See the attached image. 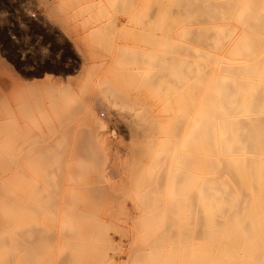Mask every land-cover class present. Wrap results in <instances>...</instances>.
I'll return each instance as SVG.
<instances>
[{"label": "bare ground", "instance_id": "1", "mask_svg": "<svg viewBox=\"0 0 264 264\" xmlns=\"http://www.w3.org/2000/svg\"><path fill=\"white\" fill-rule=\"evenodd\" d=\"M45 1L47 3H49L48 9H49L50 15L55 18L54 20L57 21L61 25V27L63 26L64 28H66L65 25H67V24H65L64 19H62V17H60L58 12H57L60 8H58V10H56L58 5L56 6L55 3L53 4L51 0H45ZM176 4H179L180 6L182 5V7L184 4L187 7L188 16H191V18H192L189 21L190 22H191V20L194 21L195 26H190L192 28L189 27L184 33L179 34V35H181L179 37H183L184 41L183 40L182 41L181 40L180 41H174L173 40V43H171L172 48L170 47L171 44L169 43V45H170L169 47L171 49L168 50V53H167L168 55H166V56H169V55H170V57H171V55L175 56V54H176L175 52L177 51L179 53H177L176 57H172L169 60L168 59L169 57L167 58L165 55H162L161 52H159L158 50H157L156 54H160V56H161L159 61L161 60L162 57L167 58V61H166V59L163 60V61H165L164 63H162L161 61L159 62L160 70H164V72L166 71V69H168L167 72L169 70H171L173 72L176 71L177 76L180 78V80H178V82H179L178 85L180 86L182 84L183 85L187 84L186 86L184 85L185 88H180L178 86L177 88H174V89H167V91H170V92L173 91L172 92L173 94L175 92L176 93L173 96L161 95V96H158L157 98H151V99L148 97L145 98L144 96L143 97L138 96V97L131 98V97H127V95L126 96L121 95L120 98H118V97L116 98L115 96H114V98H113V96L112 97L108 96V97H104V98L99 97L96 99V102L94 104L90 105L87 108L86 114L89 117L90 121L93 120L94 121L93 123L100 124L101 129L105 128L107 123L109 121H112V119H114L116 117L117 120H119L120 122L124 123L125 126H127L129 132L131 133V137H134L136 140L135 142H133V145L131 147L132 151H129L130 148L128 151L130 153L134 152L140 156L145 155V153L146 154L149 153L148 155H150V153H152V152L156 153L155 155H152V154L151 155L154 157H157L155 159L159 162L158 163L159 167H160V160L163 158V161H165L164 155L162 156L161 155L162 152L159 150L168 149L169 152L172 151L171 152L172 156H170L171 162H172L171 159H172L173 155H175L173 153H177V155H179L180 165L175 163L176 161L179 162V160H176V161L173 160V161H175L173 163L178 165L177 167L173 166V168L175 169V167H176L178 169V171H180V172L182 171V173H184V174H182V176L186 175L185 176L186 179L183 177L181 181H183V179H185V181H184L185 188H183L184 189L183 193L187 191L186 193L188 194V196L186 194V198H185V194L180 193V194H182V195H180L178 193V191L180 192V190H181V189H179L178 185L177 186H178L179 190L176 191L177 186H175V188H176L175 191L180 195V197H178L179 195L176 196L177 193L176 194L174 193V194H175V197L179 198V199L180 198L182 199V197L184 196V199H182V201L185 200V202L187 201V203H189V205L187 204L188 210L186 211V209H185L186 212L189 211V213H190V214L187 213V215L188 214L189 215L188 216L186 215V217H185V218L188 217V222H187L188 224L186 223L187 219L186 220H185V218L183 219L185 221V223L188 225L187 226V232L185 231L186 236L183 232L184 230L182 231L184 236L186 237V240L188 241L187 242L188 244H187V247L185 248L186 252H184V253H186L184 255L185 257H182L181 259H179V260H181L180 263H177V261H175L176 259L173 258L174 256L172 254L175 252L171 250V252H169L167 254V257L172 256V258H168V261L165 263V261L167 260V258H166L165 261H163L165 264H174V263H177V264H264V10L262 11V9H256L254 5H251V0H249V1H247V0H177ZM60 6H61V4H60ZM62 9L64 10V8H62ZM227 12H230L231 17H235L238 21L244 23L245 24L244 26L246 28H244L242 32L239 31V33H241V34H239V35L237 34L234 36V35H232V33L234 32L233 29L235 28V26L232 27V30L230 32L232 37L230 39L229 47L226 50V54L224 56H241L242 57L241 60L234 59V58H226V59L220 60V57L218 56L219 54L216 52V50L221 48L222 41H223V39L226 38L227 35H225L226 33L223 31L224 28L222 26L206 25L208 20H217L219 17H224V13H227ZM185 14H186V12H185ZM221 14H223V15L221 16ZM57 22H55V23H57ZM202 22H204L205 25L202 24ZM237 29H239V28H237ZM174 42H176V43H174ZM162 48L164 50L166 49V47L165 48L162 47ZM166 52H163V54H166ZM181 52L185 53L186 56H184V55H183L184 57L182 55H181L182 57L178 56L181 54ZM156 54H155V56H156ZM156 57L159 58L158 56H156ZM132 58H135V57H132ZM145 58H148V56L147 57L145 56ZM168 60L170 63L168 62ZM153 61H154V59H153ZM220 61H222V63ZM128 63H129V61H128ZM155 66H156V64H155ZM220 67L223 68L222 71H220ZM0 72L2 73V74L0 73L1 74L0 75V105L2 108V109L0 108V112L2 111L1 112L2 114H0V209H2L0 211V252H1L0 253V264H29L28 262H30L33 258H35L36 255H38L37 258H39L38 252L42 248L41 246H43V245L45 246V244H46V243L43 244L44 242H46L43 239L46 238V240H48L47 242H50L49 238L51 239L52 237L49 234L54 232V231H52V229L51 230L48 229V228H50L49 227L50 225L47 222L46 223L48 224V228L47 227L42 228V223L44 221L41 223V221L43 220V218L41 220V215L43 213L46 214L45 212H47V216H48V214L51 213V211L53 210V209H51V207L55 206L54 204H56V203L58 204V202L60 203L61 198L60 199L58 198V196H59L58 189L62 188V185L59 188V185H58L59 179L57 180V174L58 173L56 174L54 172L55 168L58 170L60 164L65 162L64 161L65 156L71 157L72 155H77V156L82 157L87 153H88V156H91V155H89L88 150H90V148H91L90 153L93 152L92 154H94L95 151H94V149H92V146H90L91 143L89 145L87 144L86 139H84V138L78 139L77 138L78 139L77 143L74 145L75 152H70V150H69V152H65L66 151L64 149L65 145H62V144H63V141H67V139L63 140L64 139L63 136L65 137L66 135H61L63 138L62 139L63 141H61V139H60L59 142H61V143H58L57 141H55V138H53L51 135L55 132L50 134L49 129L51 126L49 127V129L48 128L46 129V128H43L41 123H40V122H42V124L46 123V122H43V120H42V119H44V121H45L46 118H47L46 121L49 122L48 119L50 118V116L53 115L55 113V111H57L56 113H58V111H59L58 108L61 105L58 106L59 104H58V102H56L58 105L56 104L57 106H55L54 108H56L58 110H56L52 107L55 104L49 106V109H50V107H52L53 108L52 110H55L53 114H50L49 118L46 117L47 114L44 113L45 110L43 111V109H45L44 105H41L40 107L43 108V109H41V113L43 112V114H45L46 116L44 115V118H43V116L41 117V113L40 114L38 113L40 115V116L37 115L38 118H41L40 119L41 121L39 122V119L37 120V118L35 117V114H33V113L29 114V112H28L31 108L30 106L33 105L31 102L32 100L30 102L28 101L29 100L28 98H31L30 95H29V97L25 96L26 91L30 92L29 90L24 91L25 93L22 91L24 93L22 98L23 97L25 98V99H23V101L26 100V102L24 101L25 103L23 105H22L23 101H22V99H20V97H19V99L21 101L16 99V100H18V103H20V105L18 104L17 106L18 107L23 106L22 109L24 111L23 110L19 111V113L21 111H23V112H21V114L23 113V115H20V118L17 120L15 119L16 120L15 121L14 117L16 115H14V112L17 111V108H16L17 106H15V103L17 101H14L16 96L14 94L15 92H13L12 91L13 89L11 90V88L13 87L12 83H14V80L16 79L17 76L14 79V76L16 74H14L12 69L1 59H0ZM4 74L7 75L9 79L7 77H4ZM161 74H160V76H161ZM18 78H20V77H18ZM57 79H59V78L57 77ZM19 81H20V79H19ZM155 81H154V83H155ZM176 81H177V79H176ZM189 85H191V86H189ZM162 87H161V90H163ZM22 88L25 89L26 87H22ZM15 90H17V88ZM107 91H109V89ZM164 91H166V90H164ZM52 92H54V90ZM181 92H183L185 95L183 93H182L183 96H182V94H181V96L176 95L178 93L180 94ZM48 93L50 95L51 92L49 91ZM111 93H112V89H111ZM20 95H18V96H20ZM104 95H106V94H104ZM113 95H114V93H113ZM36 97H38V96H36ZM57 97H59V96H57ZM62 97H65V95L63 93H62L61 99H62ZM38 99H39V97H38ZM42 99L45 100V98H42ZM42 99H40V101ZM39 102L38 103L36 102V103L39 104ZM30 103H31V105H30ZM52 103H54V102H52ZM84 104H86V103H84ZM33 106H35V105H33ZM45 106H47V105H45ZM68 106L71 107V105H68ZM38 107H39V105H38ZM65 107H62V108H64L63 110H66ZM83 107H84V105H83ZM62 108L60 109L61 111H59V114H61V115L63 114ZM19 109H21V108H19ZM46 109H48V108H46ZM67 109L69 110L68 107H67ZM36 110H37L36 111V113H37L38 108ZM64 112L66 113L67 111H64ZM70 112L74 113V111H70ZM83 112H84V110H83ZM46 113H48L47 110H46ZM50 113H52V112H50ZM31 114H33V117L31 116ZM59 114L57 116H55L56 114H54V117H57L59 119V117H60ZM66 114H67V116L73 115L72 113H70L69 115H68V113H66ZM17 115H18V111H17ZM23 116H25L26 124H25V121L22 122V120H24ZM18 117L19 116H17V118ZM29 117H31L32 120ZM51 117H53V116H51ZM21 118H22V120H20ZM63 118L64 117L62 115V119ZM69 118H72V116L71 117L69 116ZM28 119L31 120V122H29V121L27 122ZM67 119L68 118H66V120ZM63 120H62V122H63ZM68 120H70V119H68ZM167 120H169V121L171 120L170 125H169V122ZM50 122H52V120H50ZM64 122H66V121H64ZM28 123H30V125H28ZM53 123H54V121H53ZM167 124H168V126H167ZM43 125H45V124H43ZM51 125H53V124H51ZM56 125L59 127L58 123ZM71 125H72V123H71ZM30 126H32L33 128H31ZM63 126H61V127H63ZM44 127H47V126L45 125ZM58 127H57V130H58ZM52 128H54V127H52ZM55 128L52 131H56ZM85 128L86 127H84L83 129H85ZM71 129H73V128H71ZM181 129L183 130L182 133H184V134L180 135V137H179L178 133H181V131H180ZM162 130L164 132L166 131V134H168V135H166L167 136L166 138L168 140L166 138H160V137H159V139L157 138V136L160 135L159 133H161L162 136L165 137V135H163V133H162L163 132ZM89 131H91V130H89ZM63 132H64V130H63ZM80 132H81V130H80ZM56 133H57V131H56ZM59 133H60V131H59ZM70 133L73 135L75 132H70ZM70 133H68V134L70 135ZM86 133L87 132L85 131V134ZM55 134H53V135H55ZM61 134H63L62 130H61ZM64 134H65V132H64ZM59 135L57 137V140H58V138H60ZM168 136H169V138H168ZM147 138H150V139H147ZM98 140H100L99 137H98ZM158 140L159 141L162 140V142L165 141L166 144H165V142H163V144H162V142L160 143V142H158ZM70 141H72V140H70ZM93 141H94V139H93ZM102 141H103V139H102ZM130 142H132V140ZM167 143H168V145H167ZM160 145H162V146H160ZM99 147H101V146H99ZM69 148H71V147H69ZM94 148H96V147H94ZM98 148H96V149H98ZM63 149L65 151H63ZM154 150H156V151H154ZM96 151L98 154V150H96ZM158 153L161 156H159V155L156 156ZM163 154H164V151H163ZM166 154L169 155L170 153H168V151H167V153L165 152V156H166ZM148 155H146L144 158H147V157L150 158L151 155L150 156H148ZM98 156H99V154L97 155V157ZM133 157H134V155H133ZM168 157H167V160H168ZM177 157L178 156H176V158ZM94 158H95V156H94ZM176 158H174V159H176ZM68 159L69 158H67V160ZM73 159L75 160V158H73ZM136 159H137V157L135 156V162L134 163H136V164L135 165L132 164V167L133 166L136 167L137 165L142 163V165H141V168H142V166H144V164L146 163V162L145 163H143V162L145 160L146 161L148 160V159H145L143 162L139 163ZM76 160L81 163V160L79 158H77ZM98 160L100 161V159H98ZM101 160H102V158H101ZM128 160H129V158H128ZM150 160L151 159H149V161ZM153 160H151V162H154ZM117 161H118V159H117ZM141 161H142V159H141ZM118 162L120 163V161H118ZM94 163L95 162H93V163L91 162L92 165ZM161 163H162V160H161ZM67 164H69V163H67ZM108 164H109V162H108ZM154 164L152 163L150 165L153 166ZM76 165H77V163H76ZM95 165H96V163H95ZM97 165H98V162H97ZM105 166L107 167L108 165H105ZM117 166H119V165H117ZM170 166H171V164H170ZM106 167H105V169L107 170ZM109 167H110V164H109L108 168ZM146 167L149 168V166H146ZM179 167H180V170H179ZM60 168H61V166H60ZM137 168H138V166H137ZM166 168H167V166H166ZM74 169H75V167H74ZM110 169L111 168H109V171H110ZM156 169H158V167ZM177 169H175L176 172H178ZM57 170H56V172H57ZM160 170H161V168H160ZM151 171L157 172V170H154V169H152ZM167 171L169 172V165H168ZM135 172H137V171H135ZM135 172H133V173H135ZM153 172H152V174H153ZM158 172H159V170H158ZM162 172H164V171H162ZM171 172H175V171L171 170ZM171 172H169V173L171 174ZM66 173H67V171H66ZM159 173H158V176H159ZM102 174L105 175L104 172ZM110 174L116 175V174H118V170L112 169L110 171ZM152 174H149L148 176L151 175V178L153 179ZM154 174H153V176H154ZM178 174H179V172H178ZM104 175H103V178H104ZM166 175L168 176L169 174L166 173ZM166 175H162V176L164 177ZM180 175H181V173H180ZM148 176H146V177L148 178ZM175 176L177 178V174L174 175V177ZM72 177H76V174L74 176L69 175L68 179H70ZM105 177H107V176H105ZM166 177L164 180L167 179ZM176 178H175V181H176ZM101 179H100V181L102 182ZM152 179H151V181H152ZM64 180L63 181L60 180V181H62V183H63ZM71 180H73V178ZM108 180H109V178H108ZM156 180H157V178H156ZM173 180L174 179L172 178V181ZM149 181H150V179L147 181L143 180V181H140L138 183H141V182L147 183ZM157 181H156V183L154 181L155 185L157 184ZM162 181H163V179H162ZM127 182H129V181H127ZM161 183H163V182H161ZM173 183H175V182H173ZM179 183H177V184H179ZM150 184H152V183H150ZM166 184H168L167 181H166ZM170 184H171V180H170ZM155 185H153V186L155 187ZM158 185H159V183H158ZM146 186H150V185L147 184L144 186L145 188H148ZM160 186H161V184H160ZM172 186L170 185V188H172ZM157 188H158V186H157ZM167 188H169V187H167ZM97 189H98V187H97ZM171 190L173 191V189H171ZM60 191H61V189H60ZM65 191H64V193H65ZM95 191H96V188H95ZM97 191H99V192H97ZM97 191H96L97 194H99V196H101L100 195V192H102L101 189L100 190L98 189ZM104 191H105V189H104ZM172 191H169V193H171L173 195ZM72 193L73 192H71L69 194V196L73 195V196H71V199H73L74 195H75V197H77L76 193L79 195L78 192H75V194L74 193L72 194ZM107 193H108V191H107ZM140 193H142V192H140ZM62 194L63 193H61V195ZM92 194H96V193H92ZM152 194L153 193H151V195ZM80 195H82V194H80ZM102 195L103 196H101V197H104V194H102ZM172 195H171V199H172V197L174 198V195L173 196ZM114 196H116V195H114ZM154 197H156V196L153 195V197H149V198L154 199ZM187 197H188V200H187ZM160 198H162V197L159 196L158 199H160ZM167 198H168V196H167ZM142 199H144V198H142ZM171 199H169V201ZM179 199H177V201H176V199L174 198V202L177 203ZM75 201H77V198L75 199ZM88 201H85V202H87V204L89 205L90 203H88ZM154 201H156V199H154ZM169 201H167V202H169ZM182 201H179L176 204V207H177V205L179 207V203H181ZM97 202L99 203V201H97ZM141 202H143V200ZM94 203H95V201H94ZM98 203H96V205H98ZM149 203H151L153 205L154 202L149 201ZM183 203H184V201H183ZM183 203H182V205H180L181 207L178 208V210L181 213L178 212V210H177V213L180 214L179 218L183 217V216H181V215H183L182 213L185 214V212H182L184 210V208L182 206H184V204H185V203L184 204ZM57 204H56V207L59 208L60 205L57 206ZM74 204L75 203H71V206L69 207L68 211H69L70 215L69 216H67V214L63 215L65 218L67 217V219H69V221L74 219V217H73V213L75 212V209H73ZM151 204H149V205L151 206ZM156 204H158V203H156ZM159 204L161 205L160 202H159ZM168 204L171 205L170 202ZM99 205H101V204L99 203ZM155 205H154V207H155ZM162 205H163V203H162ZM65 206L63 205L62 208H64ZM150 206L148 208L149 210H150ZM174 206L175 205H173V207ZM157 207H159V206H157ZM151 208H152V206H151ZM180 208L183 210L181 211ZM88 209H90V208H88ZM176 209L177 208H175V210ZM55 210H58V209L55 208ZM55 210H53L54 213H55ZM61 210L62 209H60V211ZM83 210H81V212ZM149 210H148V212H149ZM156 210H159V208H157ZM156 210H152V211H156ZM3 211H5V212H3ZM53 211H52V213H53ZM172 212H173V210H172ZM172 212H168V213L170 214ZM52 213L50 214V216L52 215ZM54 213L52 215L53 218H54V215L56 214V213L55 214ZM80 214H82V213H80ZM153 214H155V212ZM160 214H161V212L160 213L158 212L157 217H159ZM172 214H171V216H172ZM178 214H176V216L173 215V218L176 217L178 219V217H177ZM59 215L61 216V214H58V216ZM75 215H77V214H75ZM143 215H145V214L143 213ZM47 216L46 215L44 216L45 217L44 220L49 219V221H50V218ZM52 216H51V218H52ZM162 216L160 218H162ZM171 216L169 215V218H171ZM55 217H57V216L55 215ZM145 217H147V216H145ZM155 218H156V215H155ZM169 218H167V219H169ZM147 219H148V217H147ZM90 220H93V221H90L92 223L97 221L96 219L94 220V218L90 219ZM160 220L161 219H159L158 221H160ZM162 220H164V219H162ZM172 220L173 219L171 218V223H174L175 221L172 222ZM179 220H181V219H179ZM81 221H83V219ZM103 222H104V220H103ZM140 222H141V220H140ZM151 222H153V221H151ZM85 223H87V222H85ZM88 223H89V221H88ZM92 223H91V225L95 226L97 222H95L94 224H92ZM179 223H181V221ZM179 223H176V224L179 225ZM185 223H184V225L186 226ZM47 224H45L44 226H47ZM147 224H149V223H147ZM152 224H154V223H152ZM152 224H151V226H152ZM160 224H161V222H160ZM165 224L167 225V223H164V225ZM176 224H174V225L176 226ZM91 225H90V230L92 231V234H94V232H95L94 228L95 227L92 226L93 227L92 229H94V231H93L91 229ZM158 225H159V223H158ZM178 225H177V227H178ZM82 226H83V224H82ZM85 226H87V225L85 224ZM170 226H172V225H170ZM175 226H173V227H175ZM96 227H99V225ZM140 227H141V225H140ZM165 227L168 228L167 226H165ZM177 227H175V228H177ZM180 227L183 228V225H181ZM46 228L48 231H45ZM67 228H66L67 231L63 230V233H61L60 236L62 237V239L59 238V240L63 241V246H65V248L69 250L73 247L76 248L78 245L77 244L78 242H76L77 238L75 239V236L77 237V232L75 230L78 229V227L76 229L74 228V226L70 227L68 229ZM144 228H146V227H144ZM148 228H149V226H148ZM154 228H156L155 225H154ZM166 228H164V230H167ZM58 229L60 230V228H58ZM99 229H100V227H99ZM99 229H97V230L99 231ZM90 230H89V232H90ZM97 230H96V232H98ZM157 230H159V228ZM78 231H79V229H78ZM162 231H160V232H162ZM44 232H46V234ZM100 232L101 231H99V233ZM160 232H158V233H160ZM166 232L168 233L171 231L168 230ZM54 233H53V236L56 235ZM99 233H97V234L99 235ZM179 233H181V232L177 233V235L179 236V239L181 237L184 238V236H182V235L180 237ZM84 234L86 237V235H87L86 232ZM92 234H91V236H93ZM122 234L124 235V233H122ZM147 234H149V233L147 232ZM164 234H165V231H164ZM172 235H173V232H172ZM110 236L112 237V235H110ZM162 236L163 235H161V238H162ZM168 236H170V235H168ZM168 236H167V238H168ZM103 237H105V236H103ZM159 237H158V241H159ZM97 238H99V236ZM148 238H149V236H148ZM154 238H156V237H154ZM135 239H137V238H135ZM146 239H145V241H146ZM164 239H166V236ZM87 240H89V239H87ZM170 240H171V242H170V244H171L173 240L172 239H170ZM108 241L110 242L112 247L113 246L116 247L113 238H110V240H108ZM139 241H136V243L137 242L139 243ZM151 241H153V240H151ZM183 241H185V240H183ZM88 242H90V241H88ZM91 242H92V240H91ZM91 242H90V244H91ZM120 242H119V244H120ZM166 242H164L165 245H167ZM181 242L182 241L179 242L180 245H181ZM136 243H135V245H136ZM143 243H145V242H143ZM156 243H158V242H156ZM162 243H163V241H162ZM95 244L93 243L94 246L92 245V247H95ZM140 244H142V243H140ZM146 244H147V246L148 245L151 246L149 243H146ZM49 245H51V244H49ZM105 245L107 246L108 244L105 243ZM154 245L152 246V248L154 247ZM175 245H177V243H175ZM143 246H141V247H143ZM158 246H159V244H158ZM177 246H179V244ZM82 247H83V245H82ZM137 247H139V246L137 245ZM161 247H162V249H164V250L167 249V251H169L168 247L167 248H163V246H161ZM171 247L172 246H169V248H171ZM184 247H185V245H184ZM43 248L41 249V251L43 250ZM133 248H134V245H133ZM149 248H151V247H149ZM174 248L176 249V247H174ZM179 248L176 249L177 252H180V250L182 249L181 248L178 251ZM44 250H46V249H44ZM50 250H51V248H50ZM79 250H80V248H79ZM135 250H137V249L135 248ZM153 250H155V249H153ZM156 250H159V249H157V247H156ZM92 251H94V249ZM141 251L143 252V248H141ZM82 252H83V250H82ZM149 252H150V250H149ZM157 252H160V251H157ZM137 253H139V251ZM144 253H142V254H144ZM182 253H183V251H182ZM182 253H181V256H182ZM34 254H35V256L32 257ZM155 254L157 255V253H155ZM179 254L180 253H177V255H179ZM44 255H45V252H44ZM66 255L67 256H63V260H61V261L63 263H65L67 260H69L71 262V260H70L71 254H69V255L66 254ZM84 255L87 256V255H89V253L84 254ZM153 255H154V253L151 256H153ZM156 255H154V257H153L154 259H155ZM69 256H70V258H69ZM165 256H166V254L164 255V257ZM90 257H91V255H90ZM138 258H141V257L138 256ZM157 258L159 259V257H157ZM76 259H80V258H76ZM151 259H152V257H151ZM154 259H152V260L154 261ZM41 260L43 261L42 257H41ZM37 261H38V259H37ZM69 261H67V262L69 263ZM31 262L34 263L35 262L34 259ZM43 262L42 263L39 262V264H43ZM87 262H89V260ZM115 262L117 263V260H115L114 263ZM159 262H161V261H159ZM155 264H157V262Z\"/></svg>", "mask_w": 264, "mask_h": 264}, {"label": "rangeland", "instance_id": "2", "mask_svg": "<svg viewBox=\"0 0 264 264\" xmlns=\"http://www.w3.org/2000/svg\"><path fill=\"white\" fill-rule=\"evenodd\" d=\"M51 1L53 4L55 3L56 6L58 5L56 10H58V8H60L57 12H58L59 16L62 17V19H64L65 24H67V25H65L66 28H64L63 26L61 27V25L57 21L54 20L55 18L50 15L49 9H48L49 3H47L45 0H0V59L2 61H4L12 69L14 74H16L14 76V79L17 76L16 79L14 80V83H12L13 87L12 88L10 87L11 90L13 89L12 91L15 92L14 94H15L16 98L14 101H17L15 103V106H17L18 104L20 105V103H18V100L21 101L20 99H22V101H23V99H25L24 97L22 98V96L25 93L24 91H26V90H29L31 92L30 93V92L26 91V93H25L26 94L25 96L29 97V95H30V97H31V98H28L29 99L28 101L30 102L32 100L31 101L32 104L38 108V112L36 113L37 108L35 106L31 105V103H30L31 108L28 112H29V114L30 113L35 114V117L37 118V120L39 119V122L41 121L40 120L41 118H38V116H40L39 114L41 113V109H43L40 107L41 105H44L45 109H43V111L45 110L44 113L47 114V116H46L42 112L41 117L43 116V118H44V115L49 118L50 114H53L55 111L52 109L55 106H57L58 104H59L58 106L61 105L60 106L61 108L66 106L65 107L66 110H63L64 108H62V110H63L62 115L64 117L63 118L64 120L62 119V115L59 114V111H61L60 110L61 108L59 107L58 113H56L57 111H55V113H54V114H56L55 116H57L59 114V116H60L59 119L57 117H54V114L51 115L54 118L50 116V118L48 119L49 122L46 121L47 118L45 121H44V119H42L43 122L47 123V124L43 123L47 126V127H44L45 125H43L42 122H40L42 127L49 129V127L51 126L49 129L50 134L53 132L56 133V131H57V133H56L57 135L55 133H53L56 136L53 134H51V135L53 138H55V141H57L58 143H61V142H59L60 139H61V141L67 139V141H63V144H62V145H65L64 149L66 151L63 149V151H65V152H69V150H70V152H75L74 145L77 143V140L80 138H84V139H86V142L88 145L91 143L90 146H92V149H94L95 153L92 154L93 153L92 151H91L92 153H90V150H91V148H90V150H88V151H89V155H91V156H88V153L85 154L87 157L85 155L82 157L77 156V155H72L71 157L65 156L64 157L65 162L60 164L61 168H60V166H59L58 170L55 168L54 172L56 174L58 173L57 174V180L59 179L58 180L59 188L62 185V188H60L62 192L60 191V189H58V192H59L58 198L59 199L61 198L60 203L59 202H58V204L56 203L57 206H59V205L60 206L58 208V207H56V204H54L55 206L51 207V209H53V210H55V208L58 209V210H55L56 214L52 210L53 213L57 217H55V215H54V218H53L52 211H51L52 218L50 216L51 213L48 212L49 214L47 216V212H45L46 214L43 213L44 215L43 214L41 215V220L43 218L41 223L44 221L42 223V228H44V227L48 228L47 223H49L50 228H48V229L49 230L52 229V231L55 232V233L54 232L53 233L56 235L53 236V233L49 234L52 237L51 239L49 238L50 242H47L48 240H46V238L43 239L46 241L43 243V244L46 243L45 246L44 245L41 246L42 248L44 247L42 250L43 252L41 251V249H42L41 248L38 252L39 258H37L38 255H36V257L33 258L35 262L34 263L31 262L33 260L32 259L28 263L29 264H39V262L42 263L44 261L43 264H69V263L70 264H75V263L76 264H79V263L80 264H142V263L143 264H153L154 263L155 264L156 262H157V264H165L168 261V258H172V256L167 257V254L169 252H171V250L175 252V253H172L174 256L173 258L176 259L175 261H177V263H180L181 260H179V259H181L182 257H185L184 255L186 253H184V252H186L185 248L187 247V244H188L187 243L188 241L186 240V237H185L186 236L185 231L187 232V226H188L187 225L188 224L187 223L188 217L187 218H185V217H186L187 213H189V211L186 212L188 210L189 203H187V201L185 202V200H183L185 204L183 203L182 199H184V196L182 197V199L175 197V194L177 193L176 191H178L179 189H181V190H180V192L178 191V193L179 194L180 193L185 194V198H186V194H187L186 193L187 191L183 193V190H184L183 188H185L184 181L186 179L185 178L186 175L182 176V174H184V173H182V171L181 172L178 171V169L176 168L178 165L173 163L176 160H179V155H177V153H173L178 157L176 158V156L173 155V157L176 159H174L172 157V159H171L172 162H171L170 156H172V154H171L172 151L169 152L168 149H165V150L162 149L164 151V154H163V151L159 150L162 152L161 155L162 156L164 155V159H165V161H163V158L161 159L159 157L162 160V163L160 160V167H159V165H158L159 162L155 159L157 157L152 156V155H155L156 153H153V152L150 153V155L152 154L151 156L148 155L149 153L148 154L145 153V155H141V156L137 155L134 152L130 153L129 151H132L131 147L133 145V142H135L136 140L134 137H131V133L129 132L127 126H125L124 123L120 122L115 117L114 119H112V121H109L107 123L105 128L101 129L100 124H98V123L95 124V123H93L94 122L93 120H91V121L89 120V117L86 114V110L90 105L94 104L96 102V99L99 97L104 98V97H108V96L109 97L113 96V98H114V96H115L116 98L117 97L120 98L121 95L122 96L127 95V97H131V98L138 97V96H142V97L144 96L145 98L148 97L151 99V98H157L158 96H161V95L173 96L176 92L173 94L172 93L173 91L170 92V91H167V89L177 88L179 86L178 80H180V78L177 76L176 71L173 72V71L169 70L170 72L168 71L169 72L168 73L167 72L168 69H166L165 72H164V70H160L159 62L161 61L162 63H164L165 62V61H163L164 59H166V61H167L168 57H169L168 58L169 60L172 57H176L177 53H179L177 51L175 52L176 53L175 56H172V55H171V57H170V55L166 56V55H168L167 54L168 50L172 48L171 43H173V40L174 41H180V40L184 41V38L179 37V36H181L179 34L184 33L190 26H195V23L192 20H191V22L189 21L192 18H191V16H188L187 7L184 4H183V7H182V5L180 6L179 4H176L177 0H174V1L173 0H158V1L157 0H51ZM247 1H249V0H247ZM60 4L62 7L60 6ZM251 5H254L256 9H262V11L264 10V0H251ZM62 8H64V10ZM185 12L187 15L185 14ZM222 15L223 14H221V16ZM54 21L57 23H55ZM202 24L205 25L204 22H202ZM206 25L222 26L224 28L223 31L226 33L225 35H227L226 38L223 39V41H222L221 48L216 50V52L219 54L218 56L220 57V60L226 59V58H234V59H238V60L242 59L241 56H224V55L226 54V50L229 47L230 39L232 37L231 33H230L232 30V27L235 26V28L233 29L234 32L232 33V35H234V36L237 34L239 35V34H241V33H239V31L242 32L243 29L246 28L244 26L245 25L244 23L238 21L235 17H231L230 12H227V13H224V17H219L217 20H208ZM236 27L239 29H237ZM190 28H192V27H190ZM169 43L171 44V46L169 45ZM174 43H176V42H174ZM162 47H164V48L166 47L167 50L166 49L165 50L167 52ZM157 50L159 52H161L162 55H165L167 58L162 57L161 60L159 61L161 56H160V54H156ZM163 52H166V54H163ZM155 54L159 58H157L155 56ZM181 55L186 56V54L182 53V52L178 56H181ZM145 56L146 57L148 56V58H145ZM132 57H135V58H132ZM153 59L156 63L153 61ZM169 60H168V62H169ZM128 61H129V63H128ZM220 62L222 63V61H220ZM155 64H156V66H155ZM222 70H223V68L220 67V71H222ZM159 73L160 74L162 73L161 76ZM4 77L8 78V76L5 74H4ZM18 77H20V78H18ZM57 77L59 79H57ZM19 79L21 82L19 81ZM176 79H177V81H176ZM154 81H155V83H154ZM182 85H180L179 87L185 88V86L187 84H184L185 86L184 85L182 86ZM189 86H191V85H189ZM22 87H26V88L23 89ZM161 87L163 88V90H161ZM16 88H17V90H15ZM52 89L54 90V92H52L53 91ZM108 89L110 92L107 91ZM111 89H112V93H111ZM164 90H166V91H164ZM49 91L51 92L50 95L48 93ZM62 93L65 95V97H62V99H61ZM103 93L106 95H104ZM113 93H114V95H113ZM182 93L183 92H181L180 94L178 93L176 95L181 96ZM183 94H182V96H183ZM18 95H20V96H18ZM36 96H38L39 99ZM57 96H59V97H57ZM19 97H20V99H19ZM42 98H45V100ZM16 99H18V100H16ZM40 99H42V100L40 101ZM24 101L26 102V100H24ZM24 101H23L22 105L25 103ZM36 102L37 103L39 102V104H37ZM52 102H54V103H52ZM56 102H58V104ZM84 103H86V104H84ZM38 105H39V107H38ZM45 105H47V106H45ZM51 105H54V106H52L53 108L50 107V109H49V106H51ZM68 105H71V107ZM83 105H84V107H83ZM67 107L69 108V110L67 109ZM0 108H1V105H0ZM16 108L18 111V115H17V111H15L16 110L15 109L14 115H16V116L14 117V120L19 119L20 115H23V113L21 114V112L24 111L22 109L23 106L22 107L17 106ZM19 108H21V109H19ZM46 108H48V109H46ZM54 109H56V108H54ZM58 109H56V110H58ZM20 110H23V111H21L19 113ZM46 110L48 113H46ZM83 110H84V112H83ZM64 111H67L66 113H68V115L70 113H72L73 115H69L70 117L72 116V118H69V116H67V114ZM70 111H74V113L70 112ZM1 112H0V114H2ZM50 112H52V113H50ZM33 114H31L32 117H33ZM17 116H19V117L17 118ZM23 117H24V120H22V118L20 120H22V122L25 121V124H26L25 116H23ZM29 118H31V117H29ZM66 118H68L70 120H68V119L66 120ZM31 120H32V118H31ZM31 120L28 119L27 122L28 121L31 122ZM50 120H52V122H50ZM62 120H63V122H62ZM71 120L72 121L74 120V121L72 122ZM53 121H54V123H53ZM64 121H66V122H64ZM167 121L169 122V125H170L171 120L170 121L167 120ZM57 123H58L60 128L56 125ZM71 123H72V125H71ZM51 124H53V125L55 124V125L53 126ZM28 125H30V123H28ZM61 126H63V127H61ZM167 126H168V124H167ZM30 127L33 128L32 126H30ZM52 127H54V128L56 127L55 128L56 131H52V130H54V128H52ZM57 127H58V130H57ZM84 127H86V128L83 129ZM71 128H73L74 130ZM61 130H62L63 134H61ZM63 130H64L65 134H64ZM80 130H81V132H80ZM89 130H91V131H89ZM59 131H60V133H59ZM85 131L87 132L86 134H85ZM180 131H181V133L177 132L179 137H180V135L184 134V133H182L183 132L182 129ZM70 132H75V133L72 135ZM68 133H70V135ZM162 133H163V135H165V137L162 136L161 133H159L160 135L157 136L158 139H159V137L160 138H166L167 137L166 135H168V134H166V131L165 132L163 131ZM58 135L60 136V138H58V140H57ZM61 135H66V136L65 137L63 136V138H64L63 139ZM98 137L100 140H98ZM168 138H169V136H168ZM93 139H94V141H93ZM102 139H103V141H102ZM147 139H150V138H147ZM70 140H72V141H70ZM131 140H132V142H130ZM162 140H160V141L158 140V142L161 143ZM163 142H165V141H163ZM163 142H162V144H163ZM165 144H166V142H165ZM167 145H168V143H167ZM68 146L71 148H69ZM99 146H101V147H99ZM160 146H162V145H160ZM94 147H96V148L99 147V148L96 149ZM129 148H130V150H129ZM95 149L98 150V154H99L98 157H97V155H98L97 151ZM154 151H156V150H154ZM167 151L170 154L169 155L166 154V156H165V152L167 153ZM133 155H134V157H133ZM146 155L150 156V158L149 157L144 158ZM158 155H159V153L156 156H158ZM161 155H159V156H161ZM94 156H95V158H94ZM135 156L137 157L136 160L139 163L143 162L145 159H148L147 161L145 160L143 162V163H145V162L146 163L144 164V166H142V168H141L142 163L137 165L139 169L137 168V166L132 167V164L133 165L136 164V163H134L135 162ZM167 157H168V160H167ZM67 158H69V159L67 160ZM73 158H75V160ZM77 158H79L81 160V163L76 160ZM101 158H102V160H101ZM128 158H129V160H128ZM98 159H100V161ZM117 159H118V161H120V163L117 161ZM141 159H142V161H141ZM149 159L153 160L154 162H151V160L149 161ZM173 160H175V161H173ZM66 162L69 164H67ZM91 162L92 163L95 162L96 165H95V163L92 165ZM97 162H98V165H97ZM108 162L110 164L109 168H111L110 171L112 169H116V170H118V174H116V175L110 174V171L108 168V166H109ZM76 163H77V165H76ZM152 163L153 164L155 163L154 164L155 166L154 165L151 166L150 164H152ZM175 163L180 165V160H179V162L176 161ZM116 164L119 166L121 165V166L119 167ZM170 164H171V166H170ZM105 165H108V166L106 167ZM168 165H169V172H171V170L172 171L174 170L175 172H171V174H170L167 171ZM146 166H149L150 169ZM156 166L158 167V169H156L157 168ZM166 166H167V168H166ZM173 166H176L175 169H177L179 174H178V172H176V170L173 168ZM74 167H75V169H74ZM105 167L107 168V170L105 169ZM160 168H161V170H160ZM152 169L157 170V172L151 171ZM56 170H57V172H56ZM158 170L160 173L158 172ZM179 170H180V167H179ZM66 171H67V173H66ZM135 171H137L138 173ZM162 171H164V172H162ZM103 172L105 173V175L102 174ZM133 172H135V173H133ZM152 172H153V174L155 173L154 176H153ZM74 173L76 174V177H72L73 180H71L72 178L68 179V176L69 175L74 176L75 175ZM148 173L152 174L153 179L151 178V175L148 176L149 175ZM158 173H159V176H158ZM166 173L169 174L170 176L168 175L169 176L168 177L166 175ZM180 173H181V175H180ZM161 174L166 175L167 177L166 176L163 177ZM176 174H177V178H176V176L174 177V175H176ZM103 175H104V178H103ZM105 176H107L109 178V180ZM146 176H148V178L150 179L149 182L138 183V182L143 181V180L144 181L149 180ZM165 177L167 178L166 180H164ZM183 177L185 179H183V181H181ZM156 178L158 181L156 180ZM172 178L174 179L173 181H172ZM175 178H176V181H175ZM100 179L102 180V182L100 181ZM151 179L153 182L151 181ZM162 179H163V181H162ZM169 179L171 180V184H170ZM60 180H62V181L64 180V182L62 183V181H60ZM127 181H129V182H127ZM154 181H155V183L157 181L156 185L158 186L159 189L154 184ZM160 181L163 183H161ZM166 181L168 184H166ZM173 182H175V183H173ZM150 183H152V184H150ZM158 183H159V185H158ZM177 183H179V184H177ZM147 184L150 186H146L148 188H145L144 186ZM160 184H161V186H160ZM153 185H155V187ZM170 185L171 186L173 185L172 188H170ZM177 185L179 186V189H178ZM175 186H177L176 191H175V189H176ZM97 187L99 190L101 189V191L103 193L100 192V195L103 196L102 194H104V197H101V196H99V194H97V192H99V191H97L98 190ZM167 187H169V188H167ZM95 188H96L97 192L95 191ZM104 189H105V191H104ZM171 189H173V191ZM168 190L173 192V195H174V198L176 199V201H177V199H179L178 202L182 201L181 203H179V207H181L180 205H182V203L184 204L185 207L182 206L184 208V210L180 208L181 211L183 210L182 212H185V214L182 213L183 214V215H181V216H183L182 218H179L180 214L177 213V210L179 207H178V205L176 207V204L178 202L177 203L174 202L173 197L171 199L172 194L169 193ZM64 191H65V193H64ZM107 191H108V193H107ZM149 191L153 194L151 195V193ZM71 192H73L74 194H75V192H78L79 195L76 193L77 197H75V195H74V197H73L74 200H73V199H71V196H73V195L69 196V194ZM140 192H142V193H140ZM61 193H63V194L61 195ZM92 193H96L97 195L92 194ZM178 193L176 194V196L179 195ZM80 194H82V195H80ZM182 194H180V195H182ZM114 195H116V196H114ZM153 195L156 196V197H154V199H156V201H154L153 198H149V197H153ZM180 195L178 197H180ZM159 196H161L162 198L158 199ZM167 196H168V198H167ZM187 196H188V194H187ZM76 198H77V201H75ZM142 198H144L145 200ZM141 199L143 200V202L145 204L143 202H141L142 201ZM169 199H171V200L169 201ZM96 200L99 201V203L101 205H99V203ZM187 200H188V197H187ZM85 201H88V203H90V204L88 205L87 202H85ZM94 201H95V203H94ZM149 201H151V202L153 201L154 202L153 205L151 203H149ZM167 201H169L171 203V205H169L168 204L169 202H167ZM155 202L158 204H156ZM159 202L161 203V205L159 204ZM71 203H75L74 207H73V209H75V212L73 213L74 219L69 221V219H67V217L65 218L63 215H65V214H67V216L70 215L68 210H69V207L71 206ZM96 203H98V205H96ZM162 203H163V205H162ZM149 204H151L152 208ZM172 204L175 206L173 207ZM63 205L64 206L66 205L65 206L66 208L65 207L62 208ZM154 205H155V207H154ZM149 206H150V210L148 209ZM157 206H159V207H157ZM88 208H90V209H88ZM157 208H159L160 211L156 210ZM175 208H177V209L175 210ZM60 209H62V210L60 211ZM147 209L149 210V212ZM185 209H186V211H185ZM1 210L2 209H0V211ZM81 210H83V211L81 212ZM152 210H156V211H152ZM172 210H173V212H172ZM167 211L172 212L173 214L172 213L169 214ZM3 212H5V211H3ZM150 212L152 214L155 212V214L152 215ZM156 212L157 213L161 212L159 217H157L158 215ZM178 212H180V211L178 210ZM80 213H82V214H80ZM143 213L145 215H143ZM58 214H61V216L60 215L58 216ZM75 214H77V215H75ZM171 214H172V216H171ZM176 214L179 215V216L177 215L178 219L175 217ZM45 215L50 218V221H49V219L44 220ZM155 215H156V218H155ZM169 215L173 219L172 222L175 221L174 223H171V218H169ZM173 215H175L174 217L176 219L173 218ZM145 216H147L148 219ZM161 216H162V218H160ZM93 218H94V220L95 219L97 220V221H95V222H97L95 226L91 225L92 222H90V221H93V220H90ZM167 218H169V219H167ZM184 218H185V220L187 219L186 220L187 224L183 220ZM82 219H83V221H81ZM159 219H161V220L158 221ZM162 219H164V220H162ZM179 219H181V220H179ZM103 220L105 223L103 222ZM140 220H141V222H140ZM88 221L90 224L88 223ZM151 221H153V222H151ZM180 221L182 224L179 223ZM85 222H87V223H85ZM160 222H161V224H160ZM94 223H92V224H94ZM147 223H149L150 225ZM152 223H154V224H152ZM158 223H159V225H158ZM164 223H167V225L166 224L164 225ZM176 223H179V225ZM184 223L186 224V226L184 225ZM45 224H47V226H44ZM82 224H83V226H82ZM85 224L87 226H85ZM97 224L99 225L100 229H99V227H96V226H98ZM151 224H152V226H151ZM174 224H176V226ZM90 225H91V229L93 227H95L94 228L95 229L94 234H92V231L90 230ZM140 225H141V227H140ZM154 225L156 228H154ZM170 225H172V226H170ZM177 225H178V227H177ZM181 225H183L184 229L182 227H180ZM73 226L75 229L77 227L79 229V231H78V229L75 230L77 232V237L75 236V239L77 238L76 242H78L77 243L78 245L76 248L73 247V248L68 250L65 248V246H63V241L59 240V238L62 239V237L60 235H61V233H63V230L65 231L67 227L70 228ZM148 226H149V228H148ZM165 226H167L169 229L166 228ZM173 226H175L177 228H175ZM144 227H146V228H144ZM47 228L45 231H48ZM58 228H60V230ZM158 228H159V230H157ZM164 228H166L167 230H164ZM94 229H92V230L94 231ZM97 229H99V231H101V232L99 233V231ZM144 229L149 234H147V232ZM89 230H90V232H89ZM96 230L98 232H96ZM168 230L171 231V232H168L169 234L166 232ZM160 231H162L163 233ZM164 231H165V234H164ZM177 231L181 232V233H179L180 237H181V235L184 236V234H185L184 238L181 237L179 239V236L177 235V233H178ZM182 231L184 232V234ZM85 232L87 234L86 237L84 234ZM158 232H160V233H158ZM172 232H173V235H172ZM44 233L46 234V232H44ZM97 233H99V235ZM122 233H124V235ZM152 233L153 234L155 233V234L153 235ZM91 234L93 236H91ZM110 235H112V237ZM147 235L149 236V238ZM161 235H163L162 238H161ZM168 235H170V236H168ZM98 236H99V238H97ZM103 236H105V237H103ZM153 236L156 237L157 239L154 238ZM165 236H166L167 240L164 239ZM167 236H168V238H167ZM158 237H159V241H158ZM110 238L114 239L116 247L115 246L112 247V245L108 241V240H110ZM135 238H137V239H135ZM87 239H89V240H87ZM145 239H146V241H145ZM170 239L173 240L171 244H170V242H171ZM91 240H92V242H91ZM135 240L136 241L140 240V241H139V243L138 242L136 243ZM151 240H153V241H151ZM183 240H185V241H183ZM88 241H90L91 244ZM162 241H163V243H162ZM180 241L183 242V243L181 242V245L179 243ZM119 242H120V244H119ZM143 242H145V243H143ZM156 242H158V243H156ZM164 242H166L168 246L165 245ZM93 243L94 244L96 243L95 247H92ZM105 243H107L108 245L106 246ZM135 243H136V245H135ZM140 243H142V244H140ZM146 243H149L151 246H149V245L147 246ZM175 243H177V245L179 244V246L175 245ZM49 244H51V245H49ZM158 244H159V246H158ZM82 245H83V247H82ZM133 245H134V248H133ZM137 245L139 247H137ZM153 245L155 248L154 247L152 248ZM160 245L163 246V248L168 247L169 251H167V249L166 250L162 249V247ZM184 245H185V247H184ZM141 246H143V247H141ZM169 246H172V247L169 248ZM149 247H151V248H149ZM156 247L159 250H156ZM174 247H176V249L180 247L178 249V251L181 248L182 249L180 250V252H177V250ZM50 248H51V250H50ZM79 248H80V250H79ZM135 248L137 250L139 249L138 250L139 253H137L138 251L135 250ZM141 248H143V252L141 251ZM44 249H46V250H44ZM93 249H94V251H92ZM153 249H155V250H153ZM82 250H83V252H82ZM149 250H150V252H149ZM157 251H160V252H157ZM182 251H183V253H182ZM44 252H45V255H44ZM88 253H89V255H87V256L84 255V254H88ZM142 253H144V254H142ZM153 253H154V255H156L155 253H157V255H158V256L156 255L155 259L153 258L154 255L151 256ZM177 253H180V254L177 255ZM181 253H182V256H181ZM66 254H68V255L71 254V259H70L71 262L69 260H67V261H69V263L67 261L65 263H63L61 261V260H63V256H67ZM163 254L164 255L166 254V256L164 257ZM90 255H91V257H90ZM34 256H35V254L32 257H34ZM138 256L141 258H138ZM41 257H42L43 261L41 260ZM151 257H152V259H154V261L151 259ZM157 257H159V259ZM36 258L38 259V261ZM69 258H70V256H69ZM76 258H80V259H76ZM166 258H167V260L165 261ZM88 260H89V262H87ZM115 260H117V263L116 262L114 263ZM159 261H161V262H159ZM163 261H165V263ZM177 263H174V264H177Z\"/></svg>", "mask_w": 264, "mask_h": 264}]
</instances>
